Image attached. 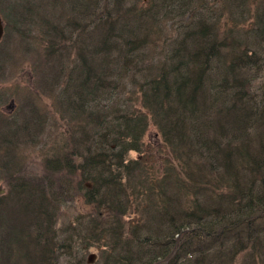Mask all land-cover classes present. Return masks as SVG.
<instances>
[{
	"label": "trees",
	"instance_id": "16d2710c",
	"mask_svg": "<svg viewBox=\"0 0 264 264\" xmlns=\"http://www.w3.org/2000/svg\"><path fill=\"white\" fill-rule=\"evenodd\" d=\"M19 3L22 8L14 10L22 23L38 15L44 19L42 12L50 5L64 7L60 14L66 10L65 29L59 30V20L54 17L57 22L44 27L46 32L40 35L39 45L43 44L44 58L59 48L62 41L72 46L66 51L68 55L74 51L78 55L70 56L65 68H57L68 80L66 86L72 94L71 109L68 105L66 109H70L73 130H82L72 142L86 146L77 163L74 158L65 161L72 173L77 166L79 175L92 176L94 186L85 187L84 192L97 222L105 221L98 228L100 239H106L109 247L123 248V254H119L96 243L101 246L103 258L100 256L95 264H227L244 250L243 242L254 247L256 244L246 233L239 239L223 235L227 231L241 232V228L244 232L250 230L248 223L264 217L261 175L264 122L261 123V112L256 108L259 104L264 112V93L258 97L247 83L258 78L264 69V27L253 28L250 21L251 13L258 8V23H264V0H20ZM13 27L18 30V23ZM237 32L244 38L239 39ZM150 52L153 54L147 55ZM146 56L148 69H158L157 75L148 81L150 93L142 78ZM133 69L139 76L131 73ZM212 70L216 80L210 77ZM130 73L131 87L127 88L126 77ZM132 87L140 97L141 107L135 102V110L129 108L128 112L134 114L138 124L134 126L133 121H128L130 116L122 115L124 124L113 127L107 114L99 111L107 106L112 94L117 102L116 112L127 111L125 102L131 98ZM150 124L156 127L162 140L156 150H149L145 140ZM101 126L103 130L96 131ZM113 134L126 138L122 143L126 150L136 152L153 167L146 171V162H139L138 157L132 160L115 154L106 160L99 144L112 149L117 140ZM96 135L101 137L95 142L97 153L91 147ZM60 150L52 149L51 159L43 157L46 174L50 168L56 171L61 168ZM195 151H200L202 158H196ZM7 155H11L8 150ZM187 155L201 163L194 162V167L187 161ZM163 159L170 166L167 169H159L162 165L159 160ZM14 162L15 159L6 158L0 169H9ZM212 164H219L218 171L227 178L226 182L239 191L236 204L244 200L242 207L226 210L219 208L226 201L220 200L222 204L218 205L192 201L188 205L182 200V189L195 190L193 183L197 179L214 173ZM136 165L147 174L138 185H132ZM186 167L187 179L182 177ZM102 171L106 174L101 175ZM6 180L8 189L0 199V250L6 254L3 258L0 254V264L22 262L17 257L18 245L24 248V264L27 261L44 264L49 249L46 222L55 215L56 195L70 191L76 178H67L68 183L60 184L61 187L53 185L54 201L37 189L33 174L7 175ZM99 182H104V191L102 185L97 188ZM230 184L227 185L232 187ZM129 186H137L134 199L126 195ZM202 190L213 194L207 185ZM110 215L114 216L113 221ZM205 216L208 218L204 219ZM241 216L244 225L236 221ZM24 229L31 230V234L25 236ZM34 230L42 233L43 242ZM193 238L200 241V247L193 246ZM213 239L215 242L210 243ZM236 245L242 246L240 250H233ZM256 246L264 255V238ZM248 258L252 264L264 263V258L258 256Z\"/></svg>",
	"mask_w": 264,
	"mask_h": 264
},
{
	"label": "rangeland",
	"instance_id": "374dc122",
	"mask_svg": "<svg viewBox=\"0 0 264 264\" xmlns=\"http://www.w3.org/2000/svg\"><path fill=\"white\" fill-rule=\"evenodd\" d=\"M9 1L17 3L20 2V0ZM5 3L6 0H1L0 7ZM21 8L22 7H18V10ZM63 8L64 7L61 8V6L59 7L58 4L56 7H53L52 5L47 6L42 12L44 19H41L38 15L30 19L27 18L26 22L23 24L19 18L9 14L8 12L5 13L4 7L2 9L0 8V13L2 14L5 25H7L6 36L0 44V111L3 113V115L8 114L18 122V124L14 127V133L8 137L7 143L2 140L3 137L0 140V144L3 146L2 149L0 148V164L6 158H8L7 148L10 147V149H12L10 153L13 155L16 161L10 165L9 169H0V199L3 197L2 194H4L8 189V185L4 184V182L7 183V175H12L15 177L19 176L20 174H33L35 176L34 183L39 186L37 189L41 191L46 198H51L52 200L54 195L53 185L61 187L60 184L68 183L67 178L75 176L76 180L73 182V184H71L70 191H67L65 195L64 193H57L56 200L58 204L56 203L57 207L55 209V215L51 217V220L46 222V226L48 225L47 236L49 240V249L45 256L46 260L44 264H95L96 260L100 256L103 258L100 247L107 246L109 244L107 243L106 239H100L101 233L98 231L99 226L105 225V221L98 223L92 212L89 210V199H87L84 189L85 187L88 188L94 186V183L91 182L92 176H85L83 174L79 175V171L77 172V166L74 173L70 171V165L69 169L67 168L65 160L74 158L77 163L79 159H81L86 146H76L72 142L73 138H77L81 135L82 130L81 128L78 130H73V122L71 120L69 111L70 109H66V106L69 105V103L63 105H58L56 103L58 97L63 95L66 92V89L69 88L66 86L68 80L65 79L64 74H60V72L57 71V68H65V61H67L70 56L72 58H77L78 55H76L75 51L68 55L66 51L71 50L72 46H67L68 43L62 41L59 48L54 49L52 52H48L46 58H44V53L42 50L43 44L39 45L40 35H45L44 32H46L44 27L50 22H57L55 18L59 20L57 22L59 27L61 26L59 30L62 28L65 29V24L67 23H65L67 20L65 17L66 10L60 14ZM26 13L27 12H25L24 15H26ZM259 18L260 16L258 8H256V10H254L250 15V21L253 24V28L264 27V23H258ZM15 19L20 22V24H18V30H14L13 27V24H16ZM25 30H27V35ZM75 33L76 32H74V34ZM235 35L239 39L244 38V36L238 32ZM262 45L264 46V41ZM260 49H262V47ZM151 54L153 53L150 52L147 55ZM157 71V67H154L150 72H147L148 76L143 78L144 86L145 89L148 88V93L152 92L149 88L148 81L157 75ZM131 73L126 77L127 88L131 87L130 78L133 75ZM242 74L246 76L245 73ZM210 77L213 80L217 79L215 70L211 71ZM247 83L251 85V88L257 92V96L261 97L262 93H264V69L259 73L258 78L254 79L252 82L248 80ZM203 90H205V87H203ZM98 95L102 96V94ZM113 95L114 94L111 96V100L107 102V106H103L99 113L102 115L107 114L106 117L110 123L113 124V127H121L124 124L126 120L125 118H121L122 115L130 116L128 121H133L132 124L136 126L138 122L134 120V114L132 113L130 115L128 111L130 110L129 108L135 110V102H137L138 107H141L139 95L135 93V90L132 87L131 98L125 102V106L127 107V111L125 112H116L115 109L117 108V102H115L113 99ZM7 99L9 101H7ZM22 105L23 107H21ZM256 108L259 112H261L260 121L262 123L264 122V112L261 111L259 104L256 105ZM16 111H20L22 115L20 117L15 116L14 113ZM103 117L104 116H102V118ZM23 121H25V124ZM2 125L3 123H1L0 126ZM99 129L102 131V126L100 128H96V131ZM24 132L26 134H24ZM18 135L21 136L19 137ZM112 136H115L117 139L112 149L111 146L107 147L103 144H99V149H103L105 155H107L106 160H111L114 158V155L117 154L118 156H124L127 159L131 158L132 160L134 157H138L137 160L139 162H146L140 155L138 156L136 152H130L129 150H126L125 145L122 144L123 142L127 141L126 138L118 137L116 134H113ZM100 139L101 137L98 138L96 135V139L93 141L94 144L93 146L91 145L92 149H94L96 153L97 144L95 142L97 140L99 141ZM145 140L149 145L147 146L149 150H156L158 147H160L162 141L161 136L157 132V129L154 125H149ZM64 143L66 146L63 148ZM54 148L61 149L59 151L61 168L58 167L57 171L50 168V171H47L46 174V168H44L43 164V157L51 159V156L53 155L51 151ZM47 153L48 155H45ZM194 155L199 159L203 156L200 151H195ZM188 160L193 166H195L194 162H198L192 161L189 158V155H187V161ZM159 163L162 164L159 169L161 167L166 169L170 167L169 164H166L164 159L159 160ZM151 166V162H146L145 170L149 171ZM214 166L215 168L212 169L215 171L212 175L209 177L204 176L199 178L193 183V187L196 188L195 190H181V195L183 197L182 200L184 202L186 201V203L190 205L192 201H199L201 203L209 204L210 201L218 199L219 201H226V203L219 208H225L227 210L232 207L233 209L234 207L238 208V206L242 207L241 204L244 203V200L238 203V206L236 204L239 191L235 188V186L233 187L232 184L226 182L227 178H225V176H223L218 171L221 166L219 164ZM56 167L57 166H54V168ZM30 171L32 172L30 173ZM188 171L189 168L186 167L182 172V177L185 179L188 178ZM105 174V171L101 172V175ZM146 174L143 175L139 173L138 170H135L132 172L135 180L133 183L130 181L129 182L132 185H138L139 181L143 179ZM261 175L264 177V169L261 171ZM104 178L105 177H102V179ZM83 181L87 182L85 183L86 186L83 185ZM262 181L264 180L262 179ZM98 184L99 185H97V188L100 189V185H102V190L104 191V182H99ZM227 184L232 185V187ZM206 185L208 188H212V195L206 194L205 191L202 190V187ZM136 192L137 186H129L126 195L130 196L131 199H134ZM123 198L124 196H122L120 199L123 200ZM231 200L234 201L231 202ZM235 204L236 206H234ZM131 206L133 207L134 205L132 204ZM115 216H118L117 211H115ZM108 217L112 221L114 220V216L110 215ZM131 217L135 218L134 216ZM207 218L208 217L205 216L204 219ZM259 218L260 219L257 221L252 220L251 223H248L251 227L250 230L246 229L244 232V229L241 228V232L235 234L228 233L227 231L223 236H226L228 239H239L241 236L244 238V233H246L245 236L248 235L249 237H252L251 241H254V243L258 245L264 238V217L259 216ZM256 219H258V217H256ZM236 221H238L239 224L244 225L243 216L239 217ZM34 232L39 235V241L43 242L42 233L38 232L37 230H34ZM123 232L127 233L125 230ZM23 234L25 236L30 235L31 230L24 229ZM191 234L192 233L189 235ZM236 235H238V237H235ZM255 237H259V239L254 240ZM215 240L216 239H213L210 241V243H214ZM96 243H99L101 246L98 247ZM192 244L194 247L201 246L200 241L196 238H193ZM256 245L251 247V244H246V242H243L242 246H244V250L236 253L231 261L227 264H252V259L248 258L250 255L264 258L262 252L258 251L260 247L258 248ZM236 246L237 247L233 249L235 251L240 250V247H242L238 245ZM107 247L111 249L113 248L109 246ZM113 249H115L117 253L123 254V251H121L123 248ZM23 250L24 248L21 245H18L17 257L20 258L22 262L16 263L13 261L14 264H24L26 262ZM0 254L1 258H3V255H5L6 252L0 250ZM108 257L111 259V251L109 252ZM160 259H164V257H160ZM188 262L189 261H187V263ZM27 263L30 264L28 261ZM253 264L264 263L257 262Z\"/></svg>",
	"mask_w": 264,
	"mask_h": 264
},
{
	"label": "bare ground",
	"instance_id": "6f19581e",
	"mask_svg": "<svg viewBox=\"0 0 264 264\" xmlns=\"http://www.w3.org/2000/svg\"><path fill=\"white\" fill-rule=\"evenodd\" d=\"M25 29V28H24ZM28 29V28H27ZM6 31H7V29H6V25L5 24H2V33H1V35H0V44H1V42H2V40L5 38V36H6ZM25 33H26V35H27V30H25ZM31 63V62H30ZM32 65V64H31ZM15 97V96H14ZM4 98V97H3ZM5 99V98H4ZM3 100V99H2ZM5 101V100H4ZM3 101V102H4ZM7 101H9L8 99H7ZM14 101V100H13ZM17 103V102H16ZM6 104V103H5ZM16 106V105H15ZM18 107V106H17ZM20 107V106H19ZM21 107H23V105L21 106ZM17 109H19V108H17ZM22 110H24V109H22ZM22 110H20V111H22ZM1 123H3L2 122V120H1V122H0V125H1ZM22 127V126H21ZM24 128V127H23ZM24 130V129H23ZM20 132H21V130H20ZM18 133V132H17ZM17 133H15V134H17ZM23 134V133H22ZM24 134H26L25 132H24ZM5 135V134H4ZM11 136V135H10ZM16 136V135H15ZM21 136V135H20ZM19 136V137H20ZM2 137H4V136H2ZM14 137V136H13ZM12 138V137H11ZM22 138V137H21ZM3 140V139H2ZM14 140V139H13ZM15 140H16V138H15ZM15 143V142H14Z\"/></svg>",
	"mask_w": 264,
	"mask_h": 264
},
{
	"label": "water",
	"instance_id": "95a60500",
	"mask_svg": "<svg viewBox=\"0 0 264 264\" xmlns=\"http://www.w3.org/2000/svg\"><path fill=\"white\" fill-rule=\"evenodd\" d=\"M2 33V24H1V20H0V35Z\"/></svg>",
	"mask_w": 264,
	"mask_h": 264
}]
</instances>
